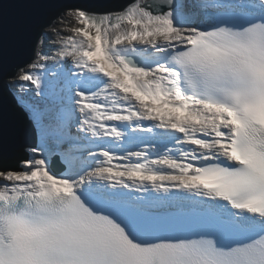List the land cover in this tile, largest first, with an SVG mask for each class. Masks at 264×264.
I'll list each match as a JSON object with an SVG mask.
<instances>
[{
    "label": "snow or ice",
    "instance_id": "1",
    "mask_svg": "<svg viewBox=\"0 0 264 264\" xmlns=\"http://www.w3.org/2000/svg\"><path fill=\"white\" fill-rule=\"evenodd\" d=\"M33 7L11 56L0 26V264H264V0Z\"/></svg>",
    "mask_w": 264,
    "mask_h": 264
},
{
    "label": "water",
    "instance_id": "2",
    "mask_svg": "<svg viewBox=\"0 0 264 264\" xmlns=\"http://www.w3.org/2000/svg\"><path fill=\"white\" fill-rule=\"evenodd\" d=\"M63 2L73 3L81 2V0H63ZM88 2L95 3L97 0H88ZM106 2L117 6L119 0H106ZM33 11V0H7L0 26L3 28L10 56L12 55L10 37L13 29L22 23ZM23 59H26V57H16V62H21ZM8 82L10 83V81ZM0 116L6 120L10 134L21 138L30 136L28 125L24 121L22 113L15 107L10 96L0 97Z\"/></svg>",
    "mask_w": 264,
    "mask_h": 264
},
{
    "label": "rangeland",
    "instance_id": "3",
    "mask_svg": "<svg viewBox=\"0 0 264 264\" xmlns=\"http://www.w3.org/2000/svg\"><path fill=\"white\" fill-rule=\"evenodd\" d=\"M11 81V80H10Z\"/></svg>",
    "mask_w": 264,
    "mask_h": 264
}]
</instances>
